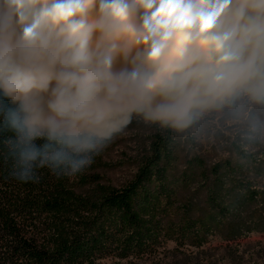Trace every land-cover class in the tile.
Here are the masks:
<instances>
[{"label":"rangeland","instance_id":"374dc122","mask_svg":"<svg viewBox=\"0 0 264 264\" xmlns=\"http://www.w3.org/2000/svg\"><path fill=\"white\" fill-rule=\"evenodd\" d=\"M213 2L219 7L206 35L218 50L211 59L195 41L176 57L169 42L156 62L147 60L150 44L121 53L161 83L138 109L120 114L127 123L86 154L89 165L75 173L65 167L78 194L120 189L133 180L154 137L173 128L174 204L162 205V232L127 255L117 239L116 251L96 264H264V0ZM198 87L203 95L194 99ZM220 175L226 181L217 208L207 201Z\"/></svg>","mask_w":264,"mask_h":264},{"label":"clouds","instance_id":"9594fccd","mask_svg":"<svg viewBox=\"0 0 264 264\" xmlns=\"http://www.w3.org/2000/svg\"><path fill=\"white\" fill-rule=\"evenodd\" d=\"M218 7L213 0H0V131L11 133L15 177L89 165L86 154L127 123L120 114L138 109L161 83L140 67L114 71L116 56L150 44L147 60L156 62L169 42L176 57L195 41L211 59L218 46L206 34ZM40 91L49 94L46 107L26 103Z\"/></svg>","mask_w":264,"mask_h":264},{"label":"trees","instance_id":"16d2710c","mask_svg":"<svg viewBox=\"0 0 264 264\" xmlns=\"http://www.w3.org/2000/svg\"><path fill=\"white\" fill-rule=\"evenodd\" d=\"M225 1L220 0V6ZM133 64L118 54L113 68L130 70ZM202 95L200 87L192 92L194 99ZM49 98L48 92L40 91L26 103L46 107ZM10 135L0 131V264H96L116 251L117 239L123 242L119 251L127 255L162 232V205L174 204L169 182L175 161L172 127L154 137L131 182L95 197L74 191L65 178V166L36 167L32 179L18 180L7 147ZM215 181L207 202L218 208L226 179L220 175ZM252 194L255 198L256 192Z\"/></svg>","mask_w":264,"mask_h":264}]
</instances>
